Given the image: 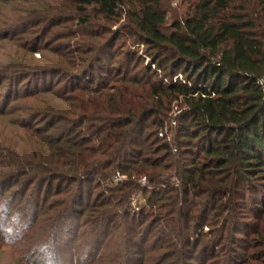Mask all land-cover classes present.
I'll return each mask as SVG.
<instances>
[{
  "label": "trees",
  "instance_id": "obj_1",
  "mask_svg": "<svg viewBox=\"0 0 264 264\" xmlns=\"http://www.w3.org/2000/svg\"><path fill=\"white\" fill-rule=\"evenodd\" d=\"M9 1L0 120L24 130L15 139L26 147L0 138V187L36 186L29 203L54 212L53 237L79 215L105 239L120 226L126 254L117 247L105 264H264V0H178L172 19V0ZM21 30L34 37L19 47ZM123 35L125 60L105 67ZM135 46L150 59L140 70ZM40 50L61 67L35 59ZM51 75L60 81L45 85ZM116 173L130 177L81 209L86 186Z\"/></svg>",
  "mask_w": 264,
  "mask_h": 264
},
{
  "label": "rangeland",
  "instance_id": "obj_2",
  "mask_svg": "<svg viewBox=\"0 0 264 264\" xmlns=\"http://www.w3.org/2000/svg\"><path fill=\"white\" fill-rule=\"evenodd\" d=\"M8 1L9 0H2L0 7V33L9 32L10 34H14L16 32V27H14L12 23L10 24V19L13 16L10 14V8L13 7V2L9 1V3H6ZM177 3L178 0H172L171 3H169L171 8L170 19H172L173 11L178 6ZM5 21H8V26L4 25ZM123 23L124 20L113 21L111 23L112 31L118 32ZM31 32L32 30H30V33ZM24 34L25 32L21 30L17 35L19 38V47L22 43V45H25L27 42H29L30 37H34V34H31L27 38V36ZM47 39L48 38H46L44 41ZM124 41V35L117 40L114 48L110 52L109 57L106 58V62L104 64L105 67H108L109 62H116L118 59L120 61L125 60L126 52L122 48ZM7 42L0 44L3 45L2 47H5V51L8 52L7 50L10 48L11 50H15L14 46L8 48L9 45L6 44L8 47L5 45ZM132 44V41L126 42V45L129 47ZM38 48L43 49V43L39 44ZM134 49H139L140 51L137 53L138 57L136 61L134 60L135 63L138 62V64H140L138 69L140 70L143 66L150 62V59L145 53H143L145 52V49L142 46L133 48V50ZM5 51L1 50L0 48V65L3 62L2 55H6ZM22 51L17 52L20 55L19 57H22V55L25 54V52ZM64 51L66 52L67 50ZM42 53L47 55V60L42 61L41 63L46 65H55L58 67H61L63 64V61L60 59V57L44 50L36 52L33 57H35V59H39ZM9 55H11V59H13L14 55ZM20 62L21 60H18L15 63ZM60 79V76L51 75L45 79V85L56 83V81H60ZM7 83L8 81L4 82L2 84L3 87L0 88V109L4 106V97H6L4 87ZM15 86L16 83L14 84V87ZM15 97H7V103H9V100H11L9 106L15 105L16 103L21 105L23 103L21 101H26L23 98L20 99L21 96H19L18 99ZM178 113V108L175 107L171 114L172 118L169 120V123L172 124L171 126H174V123H176V120L174 119ZM28 115L29 114L27 112L24 113L23 116L28 117ZM18 130L20 132L24 131H22L21 128L17 129L16 127L9 125V123H7L3 118L0 120V138H3L5 141L12 140L13 145L17 150L26 147V145L23 143L24 140L18 141L15 139L17 137L16 132ZM117 175H120L121 177L119 181H116L115 179ZM129 177L130 174L116 173L108 182L102 183L100 186H98V184H88L86 186L85 201L83 206L80 208L87 209L88 203L94 200L100 191H103L107 187H115L126 181ZM140 183L143 185L146 183L145 177L140 179ZM34 189H36V186L30 187L26 194H21L22 188L19 185H14V183H5V187H0V264H89L92 260H96L93 264H105L107 262V257L105 256L106 253L114 252L117 247L118 248L114 255L115 257L121 256L122 253L126 254V249L124 248V244H122L124 242V238L128 236L126 231L120 228V226L111 225L108 230L114 234L110 235L108 239H105L103 236L101 237V235H105L104 233H101L105 231L103 226L86 225L83 221L84 216L80 215L70 220H65L63 223V228H61L56 237H53L50 224L48 222L46 223L45 219L53 217L52 215H54V212L41 211L42 206L38 207L36 203H29V200L33 202L30 194ZM56 194L57 192L53 191L49 199L52 201V199L57 196ZM145 202V195L141 192H138L134 195V200L132 202L133 208L135 210H139V207L145 204ZM251 219L252 217H244V214L241 216V220L245 223L254 222V220L252 221ZM204 230H208V227H205ZM104 239L105 242L108 240H113V244H110L111 249L109 250L104 248L103 250L99 251L97 245L101 244ZM139 240L140 238L136 241L135 248H132L135 252L137 251L139 245H141ZM243 256H246V252H242L241 257H239L242 258ZM136 258V256L133 257L130 260V264H137L139 261L137 262Z\"/></svg>",
  "mask_w": 264,
  "mask_h": 264
},
{
  "label": "built area",
  "instance_id": "obj_3",
  "mask_svg": "<svg viewBox=\"0 0 264 264\" xmlns=\"http://www.w3.org/2000/svg\"><path fill=\"white\" fill-rule=\"evenodd\" d=\"M162 135H164V133H161V136H162ZM115 179H116V181H119V180L121 179L120 175H117V176L115 177Z\"/></svg>",
  "mask_w": 264,
  "mask_h": 264
}]
</instances>
